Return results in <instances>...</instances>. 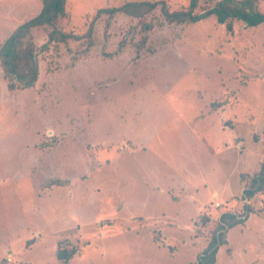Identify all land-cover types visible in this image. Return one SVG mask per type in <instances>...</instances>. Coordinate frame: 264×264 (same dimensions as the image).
<instances>
[{
  "label": "rangeland",
  "instance_id": "rangeland-1",
  "mask_svg": "<svg viewBox=\"0 0 264 264\" xmlns=\"http://www.w3.org/2000/svg\"><path fill=\"white\" fill-rule=\"evenodd\" d=\"M125 1L66 0L56 27L83 34ZM40 3L0 0V45ZM146 23L100 15L92 38L39 52L30 88L0 67V264H196L220 214L247 206L215 264H264V190L242 198L264 160V25ZM49 30L31 29L38 47Z\"/></svg>",
  "mask_w": 264,
  "mask_h": 264
},
{
  "label": "trees",
  "instance_id": "trees-1",
  "mask_svg": "<svg viewBox=\"0 0 264 264\" xmlns=\"http://www.w3.org/2000/svg\"><path fill=\"white\" fill-rule=\"evenodd\" d=\"M200 0H189L187 6L179 9H169L164 0H127L114 7L98 8L90 20L83 34L65 32L56 27L59 17L65 15L66 0H41V9L34 16L18 24L0 45V67L2 76L6 80L8 90L30 88L35 85L39 75L38 54L46 50L50 44L66 42L68 39L92 38L94 21L102 14L113 15L118 12L138 19L144 31L151 28L146 23V16L156 9L159 10L164 23L196 22L209 15H214L216 21L224 24L227 31L232 30L234 19L241 20L247 26L264 25V13L257 10L254 0H218L211 7L196 12ZM37 26H49L47 39L39 47L35 44L31 29ZM145 36L141 39L145 41ZM140 44V43H139ZM264 190V160L260 171L249 181L248 188L242 193V198L250 197L255 192ZM250 212L248 206L243 214L223 212L219 216L217 227L213 230L210 239L198 256L196 264H215L216 252L219 245L225 243L226 229L244 221ZM62 246V245H61ZM73 249L57 246V259L67 262Z\"/></svg>",
  "mask_w": 264,
  "mask_h": 264
},
{
  "label": "built area",
  "instance_id": "built-area-1",
  "mask_svg": "<svg viewBox=\"0 0 264 264\" xmlns=\"http://www.w3.org/2000/svg\"><path fill=\"white\" fill-rule=\"evenodd\" d=\"M215 205L218 206V203H216ZM216 206H215V207H216ZM6 260L10 261V260H11V257L7 256V257H6Z\"/></svg>",
  "mask_w": 264,
  "mask_h": 264
},
{
  "label": "crops",
  "instance_id": "crops-1",
  "mask_svg": "<svg viewBox=\"0 0 264 264\" xmlns=\"http://www.w3.org/2000/svg\"><path fill=\"white\" fill-rule=\"evenodd\" d=\"M40 1H41V0H40ZM40 5H42V4L40 3ZM34 15H35V14H34ZM20 23H21V22H20ZM16 26H17V24H16ZM20 188H26V189H27L28 187H27V186H24V187H21V186H20ZM5 258H6V257H5Z\"/></svg>",
  "mask_w": 264,
  "mask_h": 264
}]
</instances>
